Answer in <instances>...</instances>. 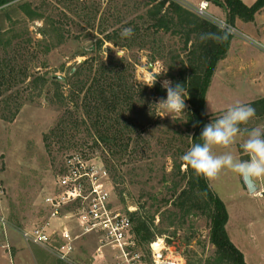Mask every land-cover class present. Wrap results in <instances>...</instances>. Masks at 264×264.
Segmentation results:
<instances>
[{
  "label": "rangeland",
  "instance_id": "obj_1",
  "mask_svg": "<svg viewBox=\"0 0 264 264\" xmlns=\"http://www.w3.org/2000/svg\"><path fill=\"white\" fill-rule=\"evenodd\" d=\"M24 1L27 0H12L10 5H5L13 20L25 18L22 9H15ZM43 1L31 2L33 7L45 8L46 17L50 16L49 19L58 22V29L53 33L51 42L55 47L51 51L44 53L37 45L38 40L44 38L42 32L47 28L46 19H27L0 31V57L5 62L9 58L12 60L0 69V188L3 192H0V255L7 254L6 259L0 258V264H131V257L135 253L140 254L142 264H153L151 242L142 243L138 238L126 258L110 245L103 246L102 253L98 252L100 240L94 234L81 236L76 242V252L69 260H62L53 246L35 244L22 237L24 228H30L47 217L43 198L52 191L56 176L65 170V156L74 152L86 153L89 158L101 155L100 159H95L105 163L110 171L108 187L112 191V204L117 210L130 214L145 205L144 210L147 214L154 215L156 225H168L170 215L167 208L172 205H166L164 201L174 195V182L183 179L175 165L183 162L180 159L182 152L188 151L191 143L187 121L192 112L188 100L185 113L175 121L171 116H163L164 112L153 105L160 97L151 95L144 98L146 108L143 112H123L131 121L132 139L127 151L115 154L98 140L92 128L87 127V116L83 110H79L84 97L83 91H79L78 96L75 92L73 98L67 100L68 105L64 109L50 98L53 94V90H47L50 85L46 86L41 95H38L34 87H29L33 79L29 74L46 73L48 77L55 76L64 81L83 60L88 57L96 58L99 54L95 49L98 38L104 39L106 33L116 28H132L134 24L141 22V12L138 10L140 2L144 0ZM178 1L198 13L196 1ZM214 5L206 9L207 14L200 15L224 27L223 19L226 17L223 13L216 14L218 12L213 11ZM219 6L224 7L222 4ZM6 15L0 16V24ZM8 25L9 22H6V26ZM235 26L230 27V31L237 38L244 37L247 46L252 48L245 52V56H250L252 50H256L255 56L262 64L258 69L264 75V12L254 22L245 25L238 23ZM15 33L19 36L13 37ZM148 33V38L143 41L144 45L137 42V45L128 46L127 43V46H121L106 41L99 50L100 57L108 61L111 55L124 56L131 62L135 61V78L138 84L151 85L155 80L161 84L164 80L173 82L169 75L172 73L179 77L181 60H185L187 54L181 50V39L165 32L157 35ZM154 37L157 41L153 40ZM29 38H32L31 43L28 42ZM8 42L11 43L6 55L2 45ZM17 44L20 45L18 49ZM172 63L174 68H171ZM41 65L44 66L40 67ZM222 72L217 73V80L213 83L215 89L207 91L206 104L209 99V111L225 109L207 113L210 123L235 103L257 97L250 94L252 90L244 91L245 88H241L239 84L235 89L221 86V83L225 84L218 81H223ZM76 88L71 78L67 80L66 96ZM142 103L138 102L137 105ZM62 117L66 118L63 119L64 122L60 121ZM73 120L78 123L75 124ZM60 126L64 127L63 132L58 130ZM255 127L264 128V115L257 114L256 110L255 116L246 125H241L242 129ZM53 130L56 133H52ZM245 139V135H238L229 148L214 146L213 152L220 155L230 151L237 158L236 145L240 142V152L246 155L240 147ZM185 169L186 164H183L182 171ZM225 175H232L233 186L229 191H222L220 185L218 194L228 200L231 212H243L246 209L247 215L257 217L256 212L262 199L248 192L243 187L244 180L228 169L223 170L216 179L224 182ZM185 183L183 180L182 186ZM70 223L74 231L78 232L75 223ZM173 231L174 228L170 227L166 233L157 235L156 239L164 237L168 247L176 248L183 254L186 263L189 258L192 264L200 259L202 264H206L214 254L215 246L210 242L209 236L210 221L205 215H190L176 233ZM188 236H192L189 244L186 239Z\"/></svg>",
  "mask_w": 264,
  "mask_h": 264
},
{
  "label": "trees",
  "instance_id": "obj_2",
  "mask_svg": "<svg viewBox=\"0 0 264 264\" xmlns=\"http://www.w3.org/2000/svg\"><path fill=\"white\" fill-rule=\"evenodd\" d=\"M11 1L0 0V11L3 12L0 13V16L7 14L2 18L0 31L6 27L21 24L27 19H46L47 28L42 32L44 38L38 40L37 45L44 53L51 51L55 47V44L51 42L53 33L58 29V22L49 19L50 16L46 17L45 8L33 7V3L28 0L19 3L15 8L22 9L25 18L13 20L12 15L9 14L10 10L5 8V5H10ZM208 1L222 4L227 9L226 26L222 27L201 16L194 9L183 5L178 0H144L140 2L138 10L141 12L142 20L132 27L134 35L131 38H122L120 35L122 28H116L112 32L106 33L104 39H97L95 49L98 50V56L96 58L88 57L79 63L76 70L69 73L68 79L61 81L55 76L48 77L46 73H32L29 74L33 77L29 87H34L38 95H41L46 86L50 85L47 86L49 92L53 90L50 98L64 109L68 105L66 104L67 100H71L75 92L78 96L79 91H83L84 97L79 110H83L87 116V127L92 128L98 140L106 144L112 152L120 154L128 150L132 139L130 136L131 121L129 116H125L123 112L137 110L141 113L146 108L144 98L149 95L166 98L167 93L158 80L155 83L152 82L153 86L138 84L135 78L137 64L135 61L131 62L124 56L112 55L109 56L108 61H104L100 57L99 50L106 41L121 46H127L128 43V46H132L137 45V42L143 43L145 38H148V32L154 35L162 32L170 33V35L178 36L181 39L183 43L181 50L187 52L186 59L181 60L182 64L178 70L179 77L172 73L169 76L173 78V83H180L188 90L187 100L192 112L187 121L188 130L191 133L189 146L191 148L194 143H202L199 139L201 132L205 125L210 123L209 115L206 112L207 91L218 62L226 56L230 47L233 38L230 27H235L237 19L246 22L253 21L256 14L264 8V0H256L251 5L243 0ZM6 22H9L8 26H6ZM17 36H19L18 33H15L13 37ZM153 40L157 41L155 37ZM28 42L31 43L32 38H29ZM10 43L2 45L6 55L9 53ZM19 44L16 45L17 49L20 48ZM157 56L161 57L159 54ZM11 61L9 58V61L5 62L4 58L0 57V69ZM174 67L175 65L172 63L171 68ZM70 78L77 88L71 91L69 96H66V84ZM138 102L143 103L137 105ZM249 105L255 108L257 114L264 115V97L250 102ZM63 119L66 120L65 117H62L60 121ZM73 122L78 123L75 120ZM75 126L78 127V125ZM63 128L60 126L58 130L63 132ZM52 133H56L55 130ZM247 157L246 154L243 158L247 160ZM183 164L185 163L174 164L183 179L174 182L172 187L174 195L171 196V199L168 198L164 201V204L172 205L167 208L170 215L169 224L166 226L156 225L154 215L147 214L143 208L145 205H142L139 210L130 213L136 239L138 238L142 243H150L156 239L157 235L166 233L170 227H173V233H176V230L187 221L190 215L203 214L210 221V242L215 246L214 254L208 258L206 264H247L243 252L233 243L227 232L226 224L229 214L225 202L212 190L208 179L197 176L189 166H186L185 171H182ZM183 180L186 182L184 186H182ZM191 238L192 236L186 238L188 244ZM186 264H192L189 258H187ZM195 264H202V259Z\"/></svg>",
  "mask_w": 264,
  "mask_h": 264
},
{
  "label": "built area",
  "instance_id": "obj_3",
  "mask_svg": "<svg viewBox=\"0 0 264 264\" xmlns=\"http://www.w3.org/2000/svg\"><path fill=\"white\" fill-rule=\"evenodd\" d=\"M208 4L201 2L198 13L207 14ZM99 155L89 158L86 153L74 152L65 156V170L56 176L52 191L43 198L47 217L23 229L22 237L26 241L53 246L60 259L69 260L76 252V240L94 234L100 240L98 252L110 245L122 257L130 255V248L136 244L133 220L129 213L117 210L112 204V191L108 187L110 171L105 163L96 160L100 159ZM0 192L3 193L1 188ZM252 194L264 198V185H256ZM72 221L78 232L74 231ZM151 246L153 264H186L183 254L168 247L164 237H157ZM131 264H142L139 253L131 257Z\"/></svg>",
  "mask_w": 264,
  "mask_h": 264
},
{
  "label": "clouds",
  "instance_id": "obj_4",
  "mask_svg": "<svg viewBox=\"0 0 264 264\" xmlns=\"http://www.w3.org/2000/svg\"><path fill=\"white\" fill-rule=\"evenodd\" d=\"M120 35L122 38H131L134 31L126 27L122 29ZM154 83L148 86H153ZM161 86L166 89V98H160L153 105L164 112L163 116H171L175 121L185 113L188 90L182 84L173 83L171 80L162 81ZM254 116L253 107L235 103L214 122L205 125L199 138L202 143H194L180 159L197 176H203L209 180L218 178L225 169L232 171L245 181L264 178V128H241V125H246ZM238 135L246 136L240 147L248 155L247 160L234 157L230 151L220 155L214 154V146L229 148Z\"/></svg>",
  "mask_w": 264,
  "mask_h": 264
},
{
  "label": "crops",
  "instance_id": "obj_5",
  "mask_svg": "<svg viewBox=\"0 0 264 264\" xmlns=\"http://www.w3.org/2000/svg\"><path fill=\"white\" fill-rule=\"evenodd\" d=\"M32 1V0H29ZM191 1V0H190ZM197 2V6L201 4L203 1H208V0H194ZM245 3L248 5L253 4L256 0H250L246 1L243 0ZM209 4L207 6V10L211 5H214L213 2L208 1ZM213 11L219 13H223L224 16L227 18V9L223 6L219 5H214ZM264 12V8L258 12L255 16V19L253 21H243L241 19H237L235 24H242L245 25L246 23L254 22L256 21V18ZM210 13V12H209ZM213 15V14H212ZM226 18L225 20L223 19V23H226ZM236 27V26H235ZM237 30V28H236ZM245 35V34H244ZM247 36V35H246ZM264 36V35H263ZM245 42L244 37H235L233 36L230 47L228 49V52L226 56L221 59L218 62V66L216 68V71L213 75L211 84L209 86V90L212 88V90L215 89L214 87V81L217 80V73L222 72V80H218L221 82H224L225 84L221 83V86H226L230 89H235L238 88V84L241 86V88H245L244 91H251L250 93L252 96H257V97H252V98H246L243 101H241V104L244 103H250L254 100H257L259 98L264 97V75L263 73L258 69L259 66H261V61L258 59L256 55V50H252V54L250 56H245V52H248V50H251L252 48H249ZM253 55V56H252ZM252 56V57H251ZM221 63H223V68L221 67ZM220 86V87H221ZM208 102L206 104V110H208ZM225 108H218L212 111H217V110H222ZM212 111H207L208 114H210ZM239 143H237V158L238 159H243L245 156L240 152L239 148ZM248 159V157L246 158ZM224 182L222 180H209V185L211 186L212 190L225 202L229 218L228 222L226 224L227 232L233 241V243L243 252L245 260L247 264H264V198H261L260 205L258 206V211L256 212L257 217H250L249 215L246 214L247 210L243 212H231L228 204V200L224 197H221L218 192L219 189L218 187L221 185L222 191H229L232 188V175H225L224 176ZM243 184V183H242ZM255 186L259 184L264 185V178L257 179L254 181ZM243 187L248 191V187L244 181ZM241 188V186H240ZM240 190L237 191V194L239 193ZM251 193V192H250ZM252 194V193H251ZM253 195V194H252ZM254 196V195H253ZM233 196H230V198H233ZM260 198V197H258ZM262 216V218H260ZM54 222V220H53ZM55 223V222H54ZM262 236H261V235ZM83 237V236H82ZM77 242V240H76ZM76 250H77V245H76ZM7 254L1 253V257H6ZM256 257V258H254ZM6 259V258H5Z\"/></svg>",
  "mask_w": 264,
  "mask_h": 264
},
{
  "label": "water",
  "instance_id": "obj_6",
  "mask_svg": "<svg viewBox=\"0 0 264 264\" xmlns=\"http://www.w3.org/2000/svg\"><path fill=\"white\" fill-rule=\"evenodd\" d=\"M244 181H245V180H244ZM245 183H246V185H247V187H248V189H249V191H250L251 193L255 191L256 186H255V184H254V181H245Z\"/></svg>",
  "mask_w": 264,
  "mask_h": 264
}]
</instances>
